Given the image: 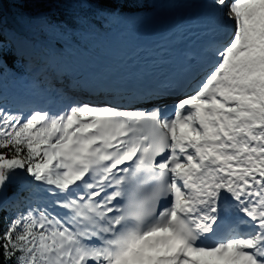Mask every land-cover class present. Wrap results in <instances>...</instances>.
Listing matches in <instances>:
<instances>
[{
    "label": "snow or ice",
    "instance_id": "snow-or-ice-1",
    "mask_svg": "<svg viewBox=\"0 0 264 264\" xmlns=\"http://www.w3.org/2000/svg\"><path fill=\"white\" fill-rule=\"evenodd\" d=\"M78 2L79 25L41 16L56 55L140 0ZM207 5L185 85L62 114L0 106V264H264V0ZM17 52L0 24V72Z\"/></svg>",
    "mask_w": 264,
    "mask_h": 264
},
{
    "label": "trees",
    "instance_id": "trees-1",
    "mask_svg": "<svg viewBox=\"0 0 264 264\" xmlns=\"http://www.w3.org/2000/svg\"><path fill=\"white\" fill-rule=\"evenodd\" d=\"M6 1V9H10L22 15H32L38 14L40 17L42 15H54L57 18L66 20L70 25H79L81 22V18L92 16V10L87 7L86 4H80L78 0H66L65 3L61 4L59 8L55 5H46L44 9L40 7H36L35 5L24 4L22 2H17L14 0H5ZM152 0H140V3L134 5L136 11L131 13H126V16H130L132 14L141 13L143 11L149 10L152 8ZM119 19H113L110 22L105 24L106 31L100 32H92L89 30H81L79 27L76 28L74 32H70L68 35L64 36L63 39L68 41H74L78 43L79 46L86 48L90 53H102L105 49L104 43L101 40L102 35H104L110 28L113 23L117 22ZM37 37L42 38L43 40H47L50 42L52 37V33L44 27L37 28ZM14 42L21 43L23 45L24 51H33L32 53L35 56L39 55L35 50H32L33 45L30 42L25 41L24 39L16 36L13 38ZM8 46L11 48L10 43L7 42ZM30 44V45H29ZM71 49L65 48V52L74 51L82 54V52L76 46H69ZM20 49V48H19ZM46 51V50H44ZM23 59L21 56L16 55L15 61H10V64L13 66L7 67L3 72H0V84L4 83L6 85H10L13 79L20 77L21 75H25L27 73H23V68H20L22 65ZM30 78H33L31 74H27ZM12 76V77H11ZM34 79V78H33ZM42 86V85H41Z\"/></svg>",
    "mask_w": 264,
    "mask_h": 264
},
{
    "label": "rangeland",
    "instance_id": "rangeland-1",
    "mask_svg": "<svg viewBox=\"0 0 264 264\" xmlns=\"http://www.w3.org/2000/svg\"><path fill=\"white\" fill-rule=\"evenodd\" d=\"M16 1V0H14ZM166 0H157V10L156 12H158V10H161L162 14H168L172 11V8L170 6V4L165 5H161V3L165 2ZM168 9V10H167ZM10 11V12H9ZM19 14H16L15 11H12L10 9H6V1L3 5V11H2V16H0V24H2L3 26V32L4 35L6 37V42L10 43L11 48H15L18 49V52L16 53V55H19L22 57L23 62H22V66L23 68L27 71H34V67L36 66L35 64L37 63H44L45 61V57L43 56V51L47 48V46L49 47V41L44 40L42 38H38L37 37V28H42L41 24H40V20L41 17L40 15H36V14H32V15H28L27 20L25 19H19L18 18ZM150 15V16H149ZM156 14H146L145 16H131L128 20H125V28L128 29V31L124 34V35H120L119 36V42L117 43L119 51L122 50V54H116V52H113L114 56L117 57L118 60L124 59V57H126V55L123 56V54L125 52L131 51L133 49V47L135 46V43L137 42H141L143 40L144 34L149 33L152 26H156V23H154V19L156 18ZM174 18H177V16H175ZM172 17H168L167 18V22L169 20H171ZM28 20L32 23V25H34V28L31 27L28 23ZM13 21V22H12ZM164 22H160L157 23V25H163ZM32 29V30H31ZM118 29V27L116 28V30ZM130 29H132L130 31ZM115 31V28H112V32ZM32 34H29V33ZM141 32V33H139ZM20 33H24L27 35L28 37V42H30V44L33 45L32 50H35L37 54V56L33 55L34 53H32L33 51H27V52H23L24 48L23 45L21 43H16L14 42L13 38L18 36L20 38H22L19 34ZM106 42L107 45L108 44V40H110V38L108 39V36L106 37ZM29 44V45H30ZM20 48V49H19ZM50 48V47H49ZM48 51V50H46ZM110 53V52H109ZM50 56L52 58V60L48 59L46 66L48 67V65L53 62V57H55V54L52 53V51H50ZM48 57V56H47ZM60 58H65L62 54L60 55ZM68 58V57H67ZM55 59V58H54ZM71 59V58H70ZM98 60V59H97ZM57 64V63H56ZM43 68V67H41ZM36 73L38 72L37 69L35 70ZM32 85H35L34 83H32ZM17 89L21 88V85H17L16 86ZM4 90H8L7 88H4ZM6 95V96H5ZM12 96L11 93H9V91H6L4 93V97L9 99L10 96ZM14 97V96H13Z\"/></svg>",
    "mask_w": 264,
    "mask_h": 264
},
{
    "label": "bare ground",
    "instance_id": "bare-ground-1",
    "mask_svg": "<svg viewBox=\"0 0 264 264\" xmlns=\"http://www.w3.org/2000/svg\"><path fill=\"white\" fill-rule=\"evenodd\" d=\"M195 1L196 2H201L202 0H195ZM181 2L182 1H180V0H173V1H171L170 4H171V6H173L175 8V7H177V5H182ZM167 4H168V2L165 4V6ZM29 34H32V33L30 32ZM150 49L151 48H149V46H146V45L140 46L139 49H138V52L141 51V54H139V56H143V52L146 51V50H150ZM138 58L140 59V62L138 63L139 66H141L142 64L147 62V61H144L143 57H138ZM139 59H137V61H139ZM53 62L61 65L62 67H64V69L66 71H68V73H71L72 76H75L77 78L83 79V81H88V77H87V74H86V68L89 65H82V64L78 63V61H76V60L69 59V57L67 59L60 58V55H56V54H55V57H53ZM73 68H75L74 72L71 70Z\"/></svg>",
    "mask_w": 264,
    "mask_h": 264
}]
</instances>
